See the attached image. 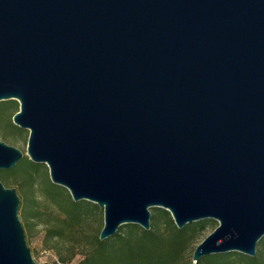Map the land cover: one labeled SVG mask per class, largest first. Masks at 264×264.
Masks as SVG:
<instances>
[{
	"label": "water",
	"instance_id": "water-1",
	"mask_svg": "<svg viewBox=\"0 0 264 264\" xmlns=\"http://www.w3.org/2000/svg\"><path fill=\"white\" fill-rule=\"evenodd\" d=\"M28 157L103 209L100 239L215 219L194 248L255 255L264 236V0H0V101ZM25 153L0 139V169ZM0 180V264L36 261Z\"/></svg>",
	"mask_w": 264,
	"mask_h": 264
},
{
	"label": "trees",
	"instance_id": "trees-1",
	"mask_svg": "<svg viewBox=\"0 0 264 264\" xmlns=\"http://www.w3.org/2000/svg\"><path fill=\"white\" fill-rule=\"evenodd\" d=\"M0 102L11 109L5 126L0 125L2 136L10 139L7 134L13 133L28 138L26 131L13 122V115L18 111L16 99ZM2 171L17 177L29 206L27 216L34 224H43L45 245L57 250L61 264H68L77 255L80 257L76 264H264V237L253 256L229 251L193 261L190 249L196 233L203 230L206 223L216 222L205 219L179 228L170 212L161 207L153 208L149 229L126 223L113 236L100 239L103 210L94 202L73 200L65 187L51 181L43 163L33 162L24 155L13 168L0 170V177ZM39 198L48 203L50 211H42ZM92 220H96V224ZM64 238L71 239L67 256L60 254L58 246V241Z\"/></svg>",
	"mask_w": 264,
	"mask_h": 264
},
{
	"label": "rangeland",
	"instance_id": "rangeland-1",
	"mask_svg": "<svg viewBox=\"0 0 264 264\" xmlns=\"http://www.w3.org/2000/svg\"><path fill=\"white\" fill-rule=\"evenodd\" d=\"M10 100L11 99L1 100V101H10ZM4 106H5V108H4ZM19 108H20V105H19V102L17 101V108L16 109L19 110ZM10 110L11 109H8L7 106L5 105V103L0 102V125L1 126H5V123L8 121V115H9ZM24 130L26 131V136L28 137L29 136V130L28 129H24ZM7 135H8V138H10V139L3 137L1 134V129H0V139L1 140H4L9 144H12L14 146L19 147L20 149H22V151L25 153V155H27L26 152H27L28 138L24 139L23 136H20L18 134H13V133H9ZM44 165L46 167L47 175L50 178L48 166L46 164H44ZM0 170H7V169H0ZM1 175L2 176L0 177V180L8 187H15L17 189L18 194L21 197L19 214H20L21 220L23 222V225L25 227L28 244L31 247L33 258L39 262H45L46 261L49 264H54L55 262L58 264H61L60 257H59V254L57 253V250L52 246L49 247L50 245L49 246L45 245V239L46 238H45V230H44L43 224L42 223L34 224L33 221L27 216L28 215L27 211H28L29 206L26 203V201L24 200V192L18 183L17 177L15 175H6L5 173H3V171L1 173ZM37 178L40 179L41 176L37 175ZM38 200H40L39 207L42 209V211L45 212V211L51 210L50 206L48 205L47 202L44 201L43 198H39ZM153 208L154 207H151V213L154 212ZM213 220L216 223H214V222L213 223L212 222L206 223L205 228L196 233L194 243L190 249L191 254H192V251L194 250V247L206 235H208L213 230V228L216 226V224H218V222L215 219H213ZM92 223L96 224V220H92ZM101 223H102L101 224V227H102V225H103V214H102V222ZM51 241H55V239H51ZM70 241H71L70 238H64V239H61L60 241H58L60 254L62 256H67L69 254V251L67 250V245L69 243H71ZM50 244L52 245V243H50ZM258 244H259V242H258ZM79 257L80 256L77 255L68 264H76Z\"/></svg>",
	"mask_w": 264,
	"mask_h": 264
}]
</instances>
